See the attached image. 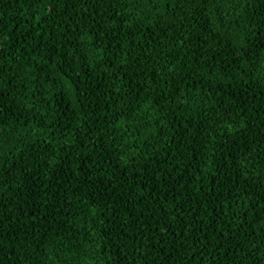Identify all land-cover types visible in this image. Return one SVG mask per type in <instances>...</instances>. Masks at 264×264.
<instances>
[{"label": "trees", "instance_id": "1", "mask_svg": "<svg viewBox=\"0 0 264 264\" xmlns=\"http://www.w3.org/2000/svg\"><path fill=\"white\" fill-rule=\"evenodd\" d=\"M0 264H264V0H0Z\"/></svg>", "mask_w": 264, "mask_h": 264}, {"label": "snow or ice", "instance_id": "2", "mask_svg": "<svg viewBox=\"0 0 264 264\" xmlns=\"http://www.w3.org/2000/svg\"><path fill=\"white\" fill-rule=\"evenodd\" d=\"M244 55H245L244 51H241L239 53V56L237 57V59H242L244 57Z\"/></svg>", "mask_w": 264, "mask_h": 264}]
</instances>
